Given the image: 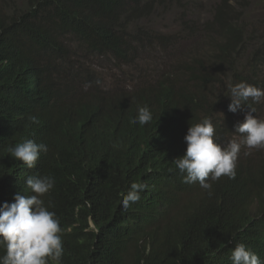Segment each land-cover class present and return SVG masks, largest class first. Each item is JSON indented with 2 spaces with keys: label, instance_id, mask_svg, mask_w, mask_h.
Instances as JSON below:
<instances>
[{
  "label": "trees",
  "instance_id": "1",
  "mask_svg": "<svg viewBox=\"0 0 264 264\" xmlns=\"http://www.w3.org/2000/svg\"><path fill=\"white\" fill-rule=\"evenodd\" d=\"M201 3L0 0V204L14 202L18 192L31 195L29 175L54 177L42 199L51 202L60 222L61 264H232L237 243L264 261V155L257 152L264 148L242 143L235 177H209L211 196L199 183H184L173 163L184 154L176 138L204 117L212 120L222 146L242 142L230 133L229 86L246 82L264 89V26L250 32L243 24L249 15L238 16L236 0H219L208 26L194 22L181 33L187 38L186 32L198 29L195 50L172 49L177 62L156 73L140 65L150 44L141 40L142 20L165 13L184 20V12L191 18ZM154 37L157 46L164 38L158 32ZM166 38L159 47L168 54ZM88 55H98L111 69L133 68L139 80L130 86L120 79L104 86L91 75L81 80L73 61ZM225 74L229 103L220 125L210 109L220 103L214 88ZM145 105L152 121L130 124ZM242 107L262 117L259 102ZM220 127L227 133L219 135ZM24 138L48 146L33 169L8 153ZM133 182L148 187L125 210L121 200Z\"/></svg>",
  "mask_w": 264,
  "mask_h": 264
},
{
  "label": "clouds",
  "instance_id": "2",
  "mask_svg": "<svg viewBox=\"0 0 264 264\" xmlns=\"http://www.w3.org/2000/svg\"><path fill=\"white\" fill-rule=\"evenodd\" d=\"M211 30L209 28L207 31ZM197 31L198 29H190L186 32L188 37L184 39H193ZM147 42L150 43L149 50L139 57L142 58L141 66L156 73V69L177 62L164 63L172 49H167L168 54H166L159 47L162 41L158 46L156 40ZM153 51L161 52L160 56L152 57ZM145 60L148 62L145 63ZM156 61L158 63H155ZM127 73L132 75V79L128 80L129 86L139 80L135 69L126 68L124 78H127ZM88 86L90 85H86ZM229 88L231 103L228 100L226 105L229 103L228 110L234 113L231 115L230 133H233L237 139H240L241 135L242 142L231 140L226 146L216 142L215 127L209 117H204L192 124L188 127L185 136L176 138L178 151H184V154L173 159L175 168L184 174V183H199L203 189L208 190L209 196L212 195V186L207 182L209 177L213 180H218L221 176H227L230 179L235 177L236 161L242 143L249 149L264 148V119L258 114L253 115L255 109L248 107L249 110L244 112L245 108L242 107V105H247L248 101L259 102L264 97V89L246 82L230 85ZM223 117L222 114L217 120L220 125ZM29 119L32 123H39L35 116ZM152 119L153 114L145 105L138 108L137 115L129 122L145 125ZM182 126L183 124L178 130ZM226 133V130L220 127L219 135ZM47 151L46 144L36 143L32 138L21 139L8 147V153L28 169L35 168L41 153ZM243 152L250 159H255L251 151ZM249 170L256 172L255 168H249ZM54 184L55 179L50 175H29L25 180V185L32 194L25 195L18 192L14 196V202L0 204V248L4 250V254L0 255V264H49V260L54 261L55 264H61L64 246L60 222L56 213L49 210L52 206L51 202L49 201L46 205L42 199L53 189ZM147 187V184L143 182H133L122 197V207L127 210L130 204L138 202L141 199V193ZM230 259L232 264H264L259 255L244 243H237L234 246Z\"/></svg>",
  "mask_w": 264,
  "mask_h": 264
},
{
  "label": "rangeland",
  "instance_id": "3",
  "mask_svg": "<svg viewBox=\"0 0 264 264\" xmlns=\"http://www.w3.org/2000/svg\"><path fill=\"white\" fill-rule=\"evenodd\" d=\"M200 1L201 7L197 11V14L194 17L187 18L188 13L184 12L183 19L181 20L178 17H173L172 14L165 13L160 19L152 18L150 21L142 20L141 23L145 24L140 27L144 34L141 36V40L146 43L149 40L155 41V33L158 32L164 37L162 42L167 43V36L170 35V43L167 45V49L182 48V50H195L197 43L193 42L191 38L184 39L181 37L183 30L187 28L188 24H193L194 22L202 27L208 26L210 22L213 21L215 4L219 0H204ZM18 2V0H17ZM236 6L238 7V16H241L243 13L249 15L248 20L244 21L243 24L247 26L250 32L258 31L262 26H264V0H236ZM227 10V8L225 7ZM230 10V7H229ZM230 13V11H229ZM150 22V23H149ZM185 23V25H184ZM213 26V25H212ZM138 41V39H136ZM175 42V44H173ZM247 44L251 47L253 43L247 41ZM70 46V45H69ZM74 46V43H73ZM75 47V46H74ZM76 49V48H75ZM79 50V49H77ZM81 51V50H80ZM161 52L153 51L152 57H159ZM178 51L174 54H169L165 58L164 63H172L177 59ZM76 60L73 61V71L77 74L81 80H87V75H91V80L93 81H102L104 86L110 85L115 82V79H120L122 84L129 86L127 78H124L126 71L125 67L120 69L110 68L104 60H102L98 55H88V56H76ZM245 59V58H243ZM243 62V60H242ZM155 63H158L156 61ZM64 67H67L66 64ZM228 74H225L221 83L215 85L214 93L215 99L219 100V104L215 105L210 109L211 117L218 118L224 112L225 99H224V88ZM259 107L261 111L262 118L264 119V100L259 101ZM232 137L235 138L234 134ZM260 155H264V151H257Z\"/></svg>",
  "mask_w": 264,
  "mask_h": 264
}]
</instances>
